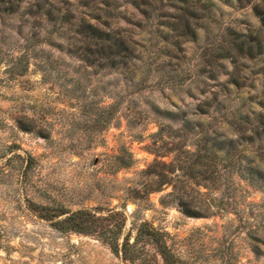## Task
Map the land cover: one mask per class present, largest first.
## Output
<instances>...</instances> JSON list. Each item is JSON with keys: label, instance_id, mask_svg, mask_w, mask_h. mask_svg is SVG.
Instances as JSON below:
<instances>
[{"label": "rangeland", "instance_id": "rangeland-1", "mask_svg": "<svg viewBox=\"0 0 264 264\" xmlns=\"http://www.w3.org/2000/svg\"><path fill=\"white\" fill-rule=\"evenodd\" d=\"M221 7L213 31L230 22L257 23L234 0ZM17 19H0V264H165L156 239L165 242L179 264H264V245L256 255L247 236L248 230L264 232V196L245 182L234 178L246 224L232 212L185 216L161 203L170 186L148 195L137 192L139 172L155 158L168 162L172 155L156 156L172 134L164 128L154 135L160 122L171 121L154 106L172 111L170 101L194 102L200 97L195 91L191 97L185 84L161 88L154 84L157 72L142 87L137 79L128 81L107 68L77 66L76 54L53 47L35 56L25 49L26 28L18 33ZM119 24L126 25L124 20ZM203 33L186 44L183 66L194 67L211 52ZM115 98L118 108L109 115ZM220 117L214 116L213 123ZM29 202L37 213H64L44 219ZM80 209L107 229L83 233L53 224ZM111 212L121 215L108 217ZM125 238L132 245L130 260L111 248Z\"/></svg>", "mask_w": 264, "mask_h": 264}, {"label": "trees", "instance_id": "trees-1", "mask_svg": "<svg viewBox=\"0 0 264 264\" xmlns=\"http://www.w3.org/2000/svg\"><path fill=\"white\" fill-rule=\"evenodd\" d=\"M228 1L0 0V19L18 17L17 32L26 28L25 49L30 47L35 56L45 46L53 47L76 54L77 66L107 68L128 81L137 79L142 87L157 72V86L180 89L185 84L191 97L195 91L200 97L194 102L183 97L170 101L172 111L154 106L171 120L160 122L154 135H161L164 128L172 134L170 146L164 142L160 145L164 151L156 156L172 155L168 162L155 158L139 172L142 183L137 192L148 195L170 186L160 201L176 206L183 215L201 218L232 212L246 224L248 218L235 199L234 178L264 196V0H234L237 9L256 17V24L242 27L230 22L213 31L223 13L221 5ZM201 30L212 50L203 53L194 67L183 66L186 44L196 41ZM119 102L115 98L108 106L109 115ZM218 115L219 121L213 123ZM29 206L36 212L35 204ZM60 214L36 212L44 219ZM115 215L121 213L108 217ZM53 224L83 233L107 229L82 209ZM247 236L259 255L264 232L248 230ZM155 243L165 264H179L165 242ZM131 247L128 238L120 246L111 245L122 260L132 258Z\"/></svg>", "mask_w": 264, "mask_h": 264}]
</instances>
